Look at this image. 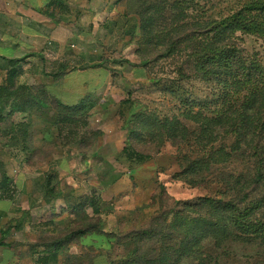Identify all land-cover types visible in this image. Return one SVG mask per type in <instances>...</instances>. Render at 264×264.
Masks as SVG:
<instances>
[{
  "label": "rangeland",
  "instance_id": "rangeland-1",
  "mask_svg": "<svg viewBox=\"0 0 264 264\" xmlns=\"http://www.w3.org/2000/svg\"><path fill=\"white\" fill-rule=\"evenodd\" d=\"M257 1L264 0H65L79 8L81 16L77 22L60 24L54 39L60 54L78 67L53 90L66 106H77L84 99L94 107L85 116L76 115L74 125L59 130L52 97L48 101L53 106L36 116L33 157L15 160L12 145L0 149L3 170L15 187L13 201H0V210L8 212L1 226L15 224L21 210L33 216L22 231L12 232L15 258L11 260L3 249L4 264H31L28 244L42 237L31 224L54 219L48 208H30L33 200H39L40 184L49 171L57 173V187L66 194H97L111 202L107 229L120 234L170 227V212L178 201L202 197L228 201L231 193L222 195L225 180L234 183L250 171L251 159L233 154L234 138L225 131L222 101L191 52L205 46L213 21ZM118 14L136 18L133 39H106L103 24ZM233 40L264 68V36L237 31ZM100 46L109 50L104 67L83 68L89 58H97ZM57 54L52 49L46 71L53 72ZM145 60L148 64L143 66ZM126 98L134 103L129 122L119 114ZM128 145L151 159L129 171L128 165L115 162ZM259 189L251 200H264V187ZM61 202H56L58 214ZM258 218L264 220V207ZM262 240L233 244L219 262L214 261L213 243L207 242L198 248L194 261L182 264L204 260L205 264H255L263 260L255 253L264 246ZM154 242L146 243L144 252H150Z\"/></svg>",
  "mask_w": 264,
  "mask_h": 264
},
{
  "label": "trees",
  "instance_id": "trees-1",
  "mask_svg": "<svg viewBox=\"0 0 264 264\" xmlns=\"http://www.w3.org/2000/svg\"><path fill=\"white\" fill-rule=\"evenodd\" d=\"M41 13L52 22L65 25L77 22L81 16L79 8L61 0H50ZM260 14L264 15V1L246 4L224 19L213 21L206 31L205 46L191 52L202 75L211 82L222 101L225 131L234 138L231 146L233 154L242 159H251L250 171L247 169L246 173L240 174L234 183L225 180L222 195L231 193L228 201L210 197L190 202L178 201L170 212L173 213L170 227H162L159 231L144 229L120 234L107 229L105 218L113 212L111 202L103 201L97 194L77 197H73L72 192L66 194L57 187V173L49 171L40 184L39 200H33L30 208L34 209L37 205L42 209L48 208L54 219L31 224L32 229L38 230L39 236H42L28 244L32 264H182L184 260L194 261L198 248L207 242L213 243L216 253L214 261L219 262L233 248V244H246L264 237V220L258 218L264 200H251L252 194L264 187V144L261 143L264 139V68L243 54L233 40L237 31L264 36V19ZM135 23L136 18L122 14L108 19L103 24L106 39H133ZM107 48L100 46L97 58H89L82 67H104V57L109 51ZM147 64V60L142 63L143 66ZM77 67V63L67 60L53 77L54 80L62 79L68 71ZM51 99L42 90L35 89L36 116L44 115L54 104L59 130L63 125H74L78 121L76 115L85 116L94 107L84 99L77 106H66L56 99L50 104ZM133 107L130 98L120 103L119 114L128 122L134 115L131 112ZM16 127L19 130L25 128L23 124ZM23 134H26L25 130ZM21 149L25 157L32 153L25 143ZM150 159L148 154L128 145L115 158V162L128 165V170L132 171ZM3 167L0 163V200H12L14 182ZM60 200L58 214L56 202ZM88 210H91V215ZM67 212H70L69 216L55 220ZM20 213L16 224L9 223L1 229L0 247L10 250L17 245L8 241L12 232L23 230L26 221L32 220L28 212ZM152 241H155V247L150 252H144V245ZM255 253L263 257L255 264H264V246Z\"/></svg>",
  "mask_w": 264,
  "mask_h": 264
},
{
  "label": "crops",
  "instance_id": "crops-1",
  "mask_svg": "<svg viewBox=\"0 0 264 264\" xmlns=\"http://www.w3.org/2000/svg\"><path fill=\"white\" fill-rule=\"evenodd\" d=\"M49 1L0 0V149L12 145L16 151L13 155L15 160L24 157L21 149L24 143L32 152L25 159L29 161V156L31 158L34 155L35 89L60 100V94H56L53 89L58 88L63 79L55 81L53 77L67 60L60 54L61 47L55 43L57 29L62 23L56 24L41 13ZM52 49L58 54L53 64L54 70L50 73L45 70V66L50 61ZM19 124L25 128L19 130L16 127ZM23 130L26 134H23ZM13 199L0 201L11 202ZM7 214L0 210V231L3 218H8ZM30 216L32 222L33 216ZM30 221L26 222L29 224ZM9 239L11 241V236ZM3 249L6 248L0 247V264H4ZM12 250L6 249L11 260L15 258Z\"/></svg>",
  "mask_w": 264,
  "mask_h": 264
}]
</instances>
